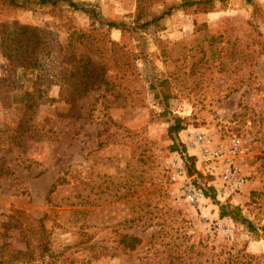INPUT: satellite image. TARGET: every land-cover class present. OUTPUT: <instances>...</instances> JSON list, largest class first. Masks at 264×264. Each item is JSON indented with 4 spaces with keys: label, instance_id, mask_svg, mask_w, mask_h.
Wrapping results in <instances>:
<instances>
[{
    "label": "rangeland",
    "instance_id": "obj_1",
    "mask_svg": "<svg viewBox=\"0 0 264 264\" xmlns=\"http://www.w3.org/2000/svg\"><path fill=\"white\" fill-rule=\"evenodd\" d=\"M16 1L0 0V264H264V0H72L93 18ZM175 118L197 172L187 129L238 143L241 191L185 200L178 165L213 181L170 150Z\"/></svg>",
    "mask_w": 264,
    "mask_h": 264
},
{
    "label": "built area",
    "instance_id": "obj_2",
    "mask_svg": "<svg viewBox=\"0 0 264 264\" xmlns=\"http://www.w3.org/2000/svg\"><path fill=\"white\" fill-rule=\"evenodd\" d=\"M187 146L195 150V157L202 173L211 176L215 196L219 201L228 199L233 194L241 191L245 185V176L241 173L236 161L238 143L232 145H211L210 135L201 129H187L185 131ZM181 162V161H180ZM182 163V162H181ZM185 166L178 165L181 179L182 195L190 204H197L206 199L203 190L195 184Z\"/></svg>",
    "mask_w": 264,
    "mask_h": 264
},
{
    "label": "trees",
    "instance_id": "obj_3",
    "mask_svg": "<svg viewBox=\"0 0 264 264\" xmlns=\"http://www.w3.org/2000/svg\"><path fill=\"white\" fill-rule=\"evenodd\" d=\"M5 1H8L10 4H12L14 6L20 5L19 3H17L16 0H5ZM57 1L58 0H39V2L42 4H46V3L56 4ZM209 1L210 0H203V1L202 0H182L181 6L192 5L194 3H199V2H209ZM246 1L251 2L252 0H246ZM68 4H69V6H71L75 10L85 11L89 15V17H91V18L96 16L95 11L92 10V8H86L85 7L86 6L85 2L84 3H77L75 1L68 0ZM164 14H165V12L162 15H164ZM159 17H157V18H159ZM101 24H104V23H101ZM106 25H108L110 27L116 26V24L111 23V22L106 23ZM19 28L24 30V31H27L30 27L27 25H20ZM182 128H183V125H182V120L180 118H175L174 122L168 127L169 132L174 134V136H172V144L170 145V150L171 151H177L181 154V156L183 157L185 162L188 164L189 173L196 172V178L202 177L204 175V177L211 180L210 175L196 171V169H195V158L192 156H189L186 153L185 148L177 141L175 134H177ZM7 171H8L7 168H5L3 170L2 166H0V172L5 173ZM199 187L203 190L205 195L212 196V197L214 196V189L212 186H207L206 183H203L202 185H199ZM221 209H222V215H233V217H235L234 213L229 209L228 206L221 205ZM242 222L246 223L247 226L251 230L252 226H251L249 221H247L246 219H242ZM139 242H140V238L138 236L132 235V234L131 235L124 234L121 241H120V243L123 244L124 247H127L129 249H134L138 245Z\"/></svg>",
    "mask_w": 264,
    "mask_h": 264
}]
</instances>
